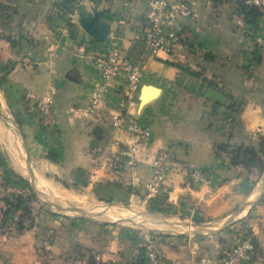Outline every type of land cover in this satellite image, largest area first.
I'll list each match as a JSON object with an SVG mask.
<instances>
[{
    "label": "crops",
    "instance_id": "crops-1",
    "mask_svg": "<svg viewBox=\"0 0 264 264\" xmlns=\"http://www.w3.org/2000/svg\"><path fill=\"white\" fill-rule=\"evenodd\" d=\"M61 1L0 0L1 91L44 186L61 198L65 191H86L100 200L145 203L151 159L165 148L173 164L162 185L164 206L184 218L210 222L242 204L264 171L234 163L229 150L218 145H256L264 137V10L251 20L242 9L246 0H169L192 9L191 16L179 15V21L193 37L169 53L153 54L143 38L153 0H76L67 12ZM93 6L105 9L103 20L110 25L103 43L78 23V13ZM106 46L119 47L141 67L132 112L151 130L153 142L139 150L131 168L124 164L129 135L111 124L123 78L111 81L93 113L86 110L101 83L98 67L86 55L102 56ZM143 85H153L159 93L140 106ZM47 92L54 99L53 128L42 127L35 114ZM1 125L0 216L5 196L19 186L15 176L22 175L17 164L8 162V155L11 160L18 156V147ZM191 167L204 170L211 183L190 185ZM240 215L241 220L218 233L186 234L184 228L142 232L47 214L46 264H140L148 237L162 264L215 262L242 230L256 244V255L246 264H264V198ZM25 244L4 229L0 218V264L19 255ZM30 256L28 250L16 263L37 264Z\"/></svg>",
    "mask_w": 264,
    "mask_h": 264
},
{
    "label": "built area",
    "instance_id": "built-area-1",
    "mask_svg": "<svg viewBox=\"0 0 264 264\" xmlns=\"http://www.w3.org/2000/svg\"><path fill=\"white\" fill-rule=\"evenodd\" d=\"M246 4L256 7L259 11L264 10V0H246ZM179 15H192V9L186 2L173 6L169 0L152 1V13L148 18V26L144 31L143 38L153 54H157L159 51L169 53L176 44L191 40L192 32L179 21ZM105 50L106 52L102 56L86 55L98 67L101 77V83L89 100L86 110L88 113H93L105 97L111 81L123 78V84L116 88L118 100L111 124L119 132H126L129 135L128 156L125 158L124 164L131 168L136 166L139 150L148 148L153 142L151 130L142 126L137 116L132 112L140 85L141 67L117 46H106ZM53 105V96L48 92L37 103L35 114L42 127L53 128L55 126L56 117ZM118 142V139L114 141L115 144ZM172 164L169 150L159 148L155 152L151 159L152 177L145 184L149 195L148 201L166 191L162 185ZM188 183L192 186H199L209 184L211 180L201 168L191 167L188 169ZM144 248L146 264H162L152 239L147 241ZM255 255V240L250 233L246 232L240 233L235 242L223 250L219 260L215 262L191 260L188 264H246L253 260Z\"/></svg>",
    "mask_w": 264,
    "mask_h": 264
},
{
    "label": "water",
    "instance_id": "water-1",
    "mask_svg": "<svg viewBox=\"0 0 264 264\" xmlns=\"http://www.w3.org/2000/svg\"><path fill=\"white\" fill-rule=\"evenodd\" d=\"M104 13H105V9H98L97 6H93L88 11L78 13V23L81 26V28L92 39H94L99 43H103L106 40L110 27V25L103 20ZM158 93H159V88L153 85H143L140 89V94H139L140 106H143L148 101L155 98L158 95ZM8 111L10 110L8 109ZM8 111L2 105L0 98V118H2V120L7 124V126L12 129L13 137L16 144L18 145V141L21 143L22 148L21 149L19 148V155L21 156V158L25 163L27 181L29 182V185L32 188L33 192L42 193L45 196V198L43 199L44 202L54 206L60 211L71 212L73 213L72 216L76 218H84L95 221L97 223L121 224L127 226L139 225L145 230H150V228L143 226L140 219L146 217H152L156 219H161L162 221L168 224L181 226L182 228H184V230L181 233L214 234V233H218L219 231L225 229L233 222H235L237 220V217L241 213L249 211L264 195V178H262L257 183L255 189L250 192V194L247 196V198L244 200L242 204L237 206L232 212H230L224 218L210 222L187 219L177 214H168L155 209L137 207L132 204H124L122 202H111L108 204V208L117 207L126 212L134 213L133 216L130 217L121 216L110 220H102L97 216L102 214L111 215L112 213L108 211V209L97 212L92 211L82 206L69 204L67 200L48 193L47 189L44 186L43 180H41L38 177L34 169L32 158L29 153L25 137L20 128V124L14 117L10 116ZM52 197L57 199L60 203L55 202Z\"/></svg>",
    "mask_w": 264,
    "mask_h": 264
},
{
    "label": "rangeland",
    "instance_id": "rangeland-1",
    "mask_svg": "<svg viewBox=\"0 0 264 264\" xmlns=\"http://www.w3.org/2000/svg\"><path fill=\"white\" fill-rule=\"evenodd\" d=\"M2 94L3 93L0 89V98L2 100V105L8 111V109H9L8 105L6 104ZM8 113L10 114L11 117H14L16 119V117L12 114L11 110L8 111ZM0 122L2 124L1 125L2 128L4 130L7 129V130L11 131V134L13 136L12 129L7 126V124L2 120V118H0ZM17 147H18V156L17 155L15 156V154H14L13 158L11 160L10 156L8 155V162H12V164H14V163L17 164L16 166H14V168H15V170H17L16 172H18L19 174H22V175L17 174V176H15L16 174H14V173L12 174L13 178L15 176L19 180V186L16 188H13L14 189L13 193L5 196V198H7V197L13 198L14 197L13 195L19 194L22 196V200L26 204L27 209L24 210L22 208L21 209L17 208V209H12V210H10V212L6 213V208H8V206L6 205L5 200H4L3 201L4 207L2 208L3 210H2V214H1L0 218H1V224H2V226H4V229L7 230V232H12L15 235H19V243L22 244L25 242L26 243L25 245L27 246V248L25 249V247H26L25 246L24 249L21 250V253L19 255L14 254L12 257L7 258L8 261L3 263V264H17L16 263L17 261H22L23 258H25V256L28 255V250L32 251V255L34 257L30 256V258H35L37 260L36 261L37 264H46V215L47 214H48V216L50 214L51 215H57V216L68 215L74 219H79V220H83V221H90L93 223H97V222L92 221V220H88V219H84V218L73 217L72 216L73 213L68 212V211H60L59 209L55 208L54 206L44 202L43 199L45 198V196L42 193L33 192L32 188L29 185V182L27 181L25 163H24L23 159L21 158V156L19 155V148L20 149L22 148L21 143L19 141H18ZM260 173H262V172H260ZM38 177H39V175H38ZM39 178L41 180H43L41 177H39ZM262 178H264V175L257 181V183ZM25 181L27 182V184L25 183ZM257 183L254 185L253 190L255 189ZM45 188L47 189L48 193L56 196V193H52L48 190V188L46 187V184H45ZM60 195L63 196V199L67 200L69 204L82 206V207H85V208L90 209L92 211L97 212V211H102V210L108 209V211H110L112 213L111 215L102 214V215L97 216L98 218H100L102 220H110V219H114V218L121 217V216L130 217V216L134 215V213L126 212V211L119 209L117 207H109L108 208L109 203L121 202V201H116V200H111V199H106V198L100 200V199H97L95 197H92L86 191H76V193H73L71 191H65L64 193H62ZM52 198L55 202L60 203L54 197H52ZM263 198H264V195L262 196V198L260 200H262ZM122 203L132 204V205L137 206V207L152 209L151 206L149 205V202H145V203H141V204L140 203L135 204L132 202L122 201ZM158 211L168 213V214H175L174 209L171 208L170 206H163L162 210H158ZM25 212H27V213H25ZM240 216H242V215H240ZM20 220L23 222V225H24L22 230L17 229L18 223L20 222ZM140 220H141L143 226L150 228V230L154 227H160V226L164 227V228H168L169 226L172 228H182L181 226L174 225V224H168V223L162 221L161 219H156V218H152V217H146V218H142ZM192 220L199 221L197 218H194ZM239 220H241V218L238 219L237 221H239ZM97 224H105V223H97ZM110 225L125 228L128 230L133 229V230H140L142 232L150 231V230L143 229L139 225L138 226L137 225L136 226H127V225H121V224H110ZM246 232H247L246 230L238 231L236 238L238 237V235L240 233H246ZM148 240H151V238L148 237L145 239L144 246ZM23 245H22V247H23ZM231 245H229V246H231ZM26 263H27V261H26ZM144 264H146V263H144Z\"/></svg>",
    "mask_w": 264,
    "mask_h": 264
},
{
    "label": "trees",
    "instance_id": "trees-1",
    "mask_svg": "<svg viewBox=\"0 0 264 264\" xmlns=\"http://www.w3.org/2000/svg\"><path fill=\"white\" fill-rule=\"evenodd\" d=\"M76 0H62L61 5L63 7L64 11H72L73 5ZM4 9L3 4L0 3V10ZM242 9L243 12L247 15L248 18L251 20H254L258 18L261 14V11H259L254 6H248L246 3L242 2ZM10 43L13 45L15 42L13 39H10ZM0 89L4 90V87L2 85V82H0ZM219 150H229L231 154V158L234 163H240L244 165L247 169L251 168H257L261 172L264 171V137H260L259 141L256 145L248 144V145H238L232 148H228L227 144H219L218 145ZM27 184V182L25 181ZM12 198H4L6 205L8 208H6V213L10 212L12 209H24L26 210V204L22 200V196L19 194L13 195ZM165 199L166 195L164 193H161L153 198H151L148 202L152 209L155 210H162V207L165 205ZM27 213V212H25ZM200 220V219H198ZM109 224V223H105ZM23 222L20 220L18 223V230L23 229ZM139 263H146V257H145V248H141L140 256H139Z\"/></svg>",
    "mask_w": 264,
    "mask_h": 264
}]
</instances>
